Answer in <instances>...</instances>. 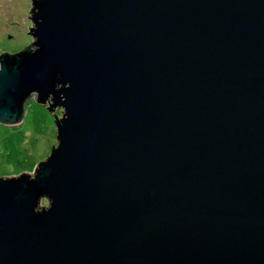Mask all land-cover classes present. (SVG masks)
Masks as SVG:
<instances>
[{"label":"water","instance_id":"obj_1","mask_svg":"<svg viewBox=\"0 0 264 264\" xmlns=\"http://www.w3.org/2000/svg\"><path fill=\"white\" fill-rule=\"evenodd\" d=\"M30 14L0 124L31 97L62 112L33 172L0 177V264H264V0Z\"/></svg>","mask_w":264,"mask_h":264},{"label":"rangeland","instance_id":"obj_2","mask_svg":"<svg viewBox=\"0 0 264 264\" xmlns=\"http://www.w3.org/2000/svg\"><path fill=\"white\" fill-rule=\"evenodd\" d=\"M30 7L31 0H0V52L14 53L30 46ZM61 112L56 108L50 113L47 106L31 97L19 123L0 124V177L32 173L49 155L52 144H57L55 115L60 117Z\"/></svg>","mask_w":264,"mask_h":264}]
</instances>
